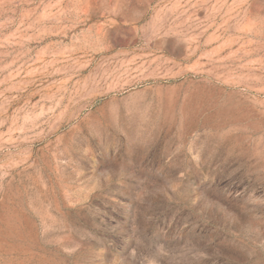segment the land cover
Instances as JSON below:
<instances>
[{
    "label": "rangeland",
    "instance_id": "rangeland-1",
    "mask_svg": "<svg viewBox=\"0 0 264 264\" xmlns=\"http://www.w3.org/2000/svg\"><path fill=\"white\" fill-rule=\"evenodd\" d=\"M0 264H264V0H0Z\"/></svg>",
    "mask_w": 264,
    "mask_h": 264
}]
</instances>
